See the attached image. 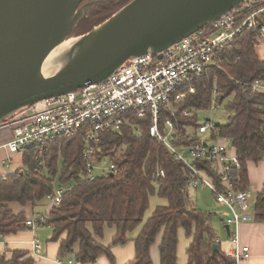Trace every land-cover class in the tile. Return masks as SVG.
I'll list each match as a JSON object with an SVG mask.
<instances>
[{
	"label": "trees",
	"instance_id": "16d2710c",
	"mask_svg": "<svg viewBox=\"0 0 264 264\" xmlns=\"http://www.w3.org/2000/svg\"><path fill=\"white\" fill-rule=\"evenodd\" d=\"M89 1V0H84ZM72 30V35L90 31L131 0H100ZM264 25V19L261 21ZM259 28L242 29L235 39L217 52L210 65L193 80L194 92L160 115L159 129L169 117L173 133L168 142L174 146H190L202 141L197 112L226 101L227 116L222 124L201 134L207 139L222 137L228 141L238 158L239 169L231 171L235 190L249 187L247 162L264 161V90L252 91L256 81L264 83V59L256 51ZM186 112V114H185ZM151 116L128 115L117 130L101 134L95 160L107 159L120 172L110 176L100 174L88 181L83 177L81 156L83 130L72 136L58 137L47 143L39 157L37 150L22 155V165L0 176V237L29 229L23 211L14 213L9 203L36 206L53 191L59 171L60 185L70 184L58 207H51L46 220L39 225L52 227L51 241L58 242V257L73 254L76 262L92 263L100 255L112 259L110 246L127 240V233L139 226L149 206V196L156 194L166 200L156 206L141 225L134 238L135 255L126 264H151L150 246L161 233L159 264H176L178 230L191 237L187 253L189 264H233L215 242L211 213L197 207L189 198V172L172 156L165 144L149 135ZM193 128L190 133L188 129ZM214 177L210 161L197 163ZM163 171V175L159 171ZM253 221L264 222V183L255 199ZM38 225V226H39ZM114 227L111 245L99 239L104 228ZM217 249L212 255V245ZM77 246V250L75 249ZM10 256L0 255V264H34L25 250H11Z\"/></svg>",
	"mask_w": 264,
	"mask_h": 264
},
{
	"label": "built area",
	"instance_id": "2783aa9c",
	"mask_svg": "<svg viewBox=\"0 0 264 264\" xmlns=\"http://www.w3.org/2000/svg\"><path fill=\"white\" fill-rule=\"evenodd\" d=\"M263 19L264 0H243L159 53L134 58L98 83L86 84L75 91L40 100L17 112L0 122V126L12 130L10 140L2 145L8 152L3 165L10 167L13 155H23L31 149L37 150L36 157H39L43 147L50 141L83 130L81 156L84 179L91 181L100 174H118L120 170L115 164L109 162L108 166H101L95 160L101 134L119 129L127 121L128 115L142 118L149 114V135L165 144L174 159L185 165L189 172V187L207 188L215 202L229 212L225 224L230 227L227 241L233 247L227 249L224 255L233 264H238L247 257V247L242 250L238 248L234 229L245 217L251 193L248 189L237 191L234 188L231 171L239 169L234 149L222 137L202 140L190 146H174L168 142L169 135L173 133L172 120L164 118L163 132L159 129V122L163 111L168 110L173 114V105L194 92L193 80L215 64L217 52L230 44L242 29L259 28L256 47L264 41ZM263 86L264 83L256 81L252 91L262 90ZM213 128L214 123L205 119L197 130L204 134ZM203 161L213 164L215 175L220 180L219 185L205 169L198 167L197 163ZM159 174L163 175V171L160 170ZM70 188V184L59 185L45 199L52 207H58L64 193ZM46 217L33 213L25 219V225L33 229ZM215 242L220 240L216 238Z\"/></svg>",
	"mask_w": 264,
	"mask_h": 264
},
{
	"label": "water",
	"instance_id": "95a60500",
	"mask_svg": "<svg viewBox=\"0 0 264 264\" xmlns=\"http://www.w3.org/2000/svg\"><path fill=\"white\" fill-rule=\"evenodd\" d=\"M98 1L0 0V122L40 100L98 83L134 58L159 53L243 0H131L90 31L71 35ZM71 39L45 75L49 54ZM224 228L229 237V225ZM216 249L213 243L212 255Z\"/></svg>",
	"mask_w": 264,
	"mask_h": 264
},
{
	"label": "crops",
	"instance_id": "0c3cea01",
	"mask_svg": "<svg viewBox=\"0 0 264 264\" xmlns=\"http://www.w3.org/2000/svg\"><path fill=\"white\" fill-rule=\"evenodd\" d=\"M9 139L11 138V131L9 133ZM6 138H0V176L6 173L12 172L15 169L19 168L22 165V155L15 154L13 155V162L10 167L3 165V161L7 156V150L2 146L6 143ZM4 140V142H3ZM247 172H248V181L249 187L247 188L251 193L252 207L254 212V204L256 196L261 192L264 183V161L258 162H247ZM200 186L195 188V194ZM204 190L205 187L201 186ZM207 189V188H206ZM9 208L14 212L18 213L23 211L27 217H30L33 213L47 214L49 209L46 210V207L32 206V204L27 203L24 206L19 205L18 203H9ZM223 208L220 204H217V207ZM45 211V214L42 211ZM218 215V218L223 223V228L225 225V219L220 213L217 214V211L213 212V218ZM47 216V215H46ZM253 213L249 216L245 214V217L239 223L236 230L238 248L242 250L243 247H247V257L241 259L238 264H264V222H255L252 219ZM43 226H48L47 231ZM140 227L135 231L127 233V240L124 243L113 244L111 245L112 238L115 234V229L106 226L103 230V234L99 241L104 245H111L110 252L112 259L107 255H100L92 263H79L74 259L73 254L66 255L64 257H58V242L51 241L52 236V227L49 225H39L35 226L33 229L29 228L24 231H19L15 234H9L6 236L0 237V255L5 254L10 256L11 250L19 249L25 250L28 254L34 259V264H126L134 258L135 255V246L134 238L138 234ZM233 230V228H232ZM225 231V228H224ZM105 234L107 237L105 239ZM39 235V237H38ZM227 237L226 232L224 234ZM223 237V238H225ZM217 238L220 240L222 237ZM161 241V233L158 234L154 243L150 246V258L151 264H159V244ZM191 237L185 235L184 230L180 228L178 230V241L176 248V264H189L188 263V253L187 249ZM233 247V244L227 239H223L221 244V250L226 251L227 249ZM77 250V246L75 248ZM70 261V263H69Z\"/></svg>",
	"mask_w": 264,
	"mask_h": 264
},
{
	"label": "rangeland",
	"instance_id": "374dc122",
	"mask_svg": "<svg viewBox=\"0 0 264 264\" xmlns=\"http://www.w3.org/2000/svg\"><path fill=\"white\" fill-rule=\"evenodd\" d=\"M99 4H101V3H99V1H98V2L94 3L93 5H91L87 10H90L91 8H93L94 6L99 5ZM256 51H257V54H258L259 58L260 59H264V41H261L259 43V45L256 47ZM262 90H264V88ZM225 103H226V101H224L220 105H216L215 103H212L210 108L204 109V110H199L197 112L198 120L200 122H203L205 119H210L214 124H222L225 121L226 116H227V111L224 108ZM10 131L12 132L10 127H2V126H0V138L4 137V138H6L5 139L6 142L9 141L8 140L9 139L8 136H9ZM188 131L190 133H192V132H194V129L190 128V129H188ZM198 136H200L201 140H208L206 135H201L200 134ZM3 142H4V140H3ZM108 164H109V161L107 159L103 160L100 163L101 166H108ZM59 171L60 170H58V173L56 174L55 179H54V186L55 187H57V186H59L61 184V183H59ZM187 191H188L190 200L197 207H199V208H201L203 210H206V211L211 213V222H212L215 234L218 237L219 236L222 237V238L225 237L224 236L225 231H224V228H223V223L218 218V215H216L213 218V212L217 211V214L221 212L223 217L227 219L229 217V212L227 211V209H225L223 206H222L223 208H221L219 206L217 207V203L215 202V199H214L212 193L206 188L203 190L201 188V186H200L198 188L196 194H195V188L188 187ZM166 203L167 202H166L165 199L158 197L156 194L150 195L149 196L148 209L145 211V214H144V217H143V220H142L141 224L139 226H137L134 229V231L136 229H138L139 227H141V225L151 215V213L153 212V210L155 209L156 206L165 205ZM37 205L39 207L45 206L46 210L47 209L50 210V208L52 207L46 199H43L42 201L37 203ZM45 211L43 210L42 212L45 214ZM252 213H253V207H252V200H251V201H249V207H248V210H247V212L245 214L247 216L248 215L250 216ZM47 214H48V212H47ZM47 214H45V215H47ZM43 227L47 231H49L48 230V226H43ZM110 228H112V230H113L114 227H110ZM38 237H39V235H38ZM106 237H107V234H105V239H106ZM223 239L225 240V239H227V237H225ZM223 239L220 240V238H219V240L221 241V244H222Z\"/></svg>",
	"mask_w": 264,
	"mask_h": 264
},
{
	"label": "bare ground",
	"instance_id": "6f19581e",
	"mask_svg": "<svg viewBox=\"0 0 264 264\" xmlns=\"http://www.w3.org/2000/svg\"><path fill=\"white\" fill-rule=\"evenodd\" d=\"M73 41V39L71 40H68L64 43H61L60 45H58L50 54L49 56L47 57L46 59V64L44 65L43 67V73L46 75L48 74L49 72H52V66L51 65H47L49 64L48 62H51L54 57L59 54L64 48H66L67 46L70 45V43Z\"/></svg>",
	"mask_w": 264,
	"mask_h": 264
}]
</instances>
